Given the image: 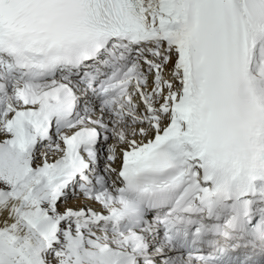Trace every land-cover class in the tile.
I'll use <instances>...</instances> for the list:
<instances>
[{
	"label": "snow or ice",
	"instance_id": "snow-or-ice-1",
	"mask_svg": "<svg viewBox=\"0 0 264 264\" xmlns=\"http://www.w3.org/2000/svg\"><path fill=\"white\" fill-rule=\"evenodd\" d=\"M0 264H264V0H0Z\"/></svg>",
	"mask_w": 264,
	"mask_h": 264
}]
</instances>
